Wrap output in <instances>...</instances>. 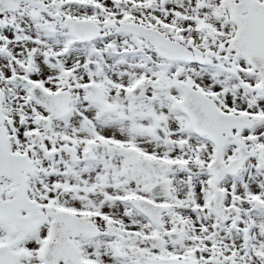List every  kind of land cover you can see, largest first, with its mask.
<instances>
[{"label":"snow or ice","instance_id":"6c2138e0","mask_svg":"<svg viewBox=\"0 0 264 264\" xmlns=\"http://www.w3.org/2000/svg\"><path fill=\"white\" fill-rule=\"evenodd\" d=\"M0 264H264V0H0Z\"/></svg>","mask_w":264,"mask_h":264}]
</instances>
